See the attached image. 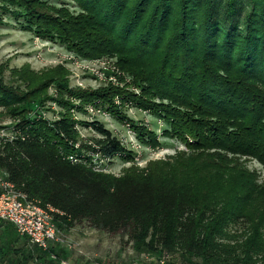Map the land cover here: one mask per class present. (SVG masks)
Segmentation results:
<instances>
[{
	"label": "trees",
	"instance_id": "trees-1",
	"mask_svg": "<svg viewBox=\"0 0 264 264\" xmlns=\"http://www.w3.org/2000/svg\"><path fill=\"white\" fill-rule=\"evenodd\" d=\"M68 1L76 11L43 0H0V24L11 20L78 60L115 58L139 95L73 92L60 68L15 69L12 84L0 76V109L15 120L5 127L11 137L0 138L2 180L39 208H51L61 235L80 224L127 232L131 251L147 264H264V184L253 174L233 165V184L223 170L203 182L166 163L105 174L85 154L99 153L107 164L124 156L112 132L96 120L75 122L68 102L59 103L63 113L53 121L39 112L50 87L60 98L97 100L112 116L115 99L130 102L162 121V136L181 142L187 153L224 152L264 168V0ZM77 126L98 136L93 146L81 144ZM148 130L137 127L136 138L158 148ZM5 228L6 264L66 260L60 249L41 251L25 238V251L15 249L18 239Z\"/></svg>",
	"mask_w": 264,
	"mask_h": 264
},
{
	"label": "rangeland",
	"instance_id": "rangeland-1",
	"mask_svg": "<svg viewBox=\"0 0 264 264\" xmlns=\"http://www.w3.org/2000/svg\"><path fill=\"white\" fill-rule=\"evenodd\" d=\"M43 1L56 7H66L70 12L76 11L68 0ZM240 16L242 17L243 14L241 13ZM11 22V20H4L2 22L4 25L0 24V76L3 77L5 83L12 84L11 71L19 70L22 67H28L34 73L60 68L64 73L66 88L73 92H104L109 88L119 91L127 90L139 95L131 84L132 79L115 66V58L75 59L59 45L41 41L31 34L22 32L10 24ZM64 102H68L72 106L69 113L75 122L98 121L112 132L124 151H127L124 156L113 160L110 164L98 162L101 156L96 154L99 153L85 154L86 158L92 159L91 167H100L102 172L106 171L105 174L119 177L130 168L142 170L150 163H158L164 167L166 163L169 165V169L173 167L175 170L185 171L189 175L191 172L199 175L203 182L214 179L213 177H217L223 170L224 174L232 176L233 184L236 172L233 165H235L236 169L241 168L253 174L254 176H250L255 178L258 184H264V168L254 160L246 157H232L224 152L216 151H209L210 154L197 153L196 155L187 153L181 142L162 136L165 128L162 121L154 120L148 110L137 109L130 102H123L121 105L115 99V104L118 106L116 115L112 116L99 106L97 100H94L93 104H84L70 96L60 98L50 87L46 100L40 104V117L48 122L55 120L58 114L63 113L59 103ZM13 121L15 120H11L0 109V138L11 137L5 131V127ZM136 126L154 131L160 146L154 149L148 144L140 143L136 138ZM77 130L81 144L93 146L92 139H97L98 136L92 131L81 129L78 126ZM76 147L78 146H75V149ZM212 155H219L222 160L214 162ZM175 165L179 167L175 168ZM236 181L240 182V176L236 177ZM58 239L59 241L50 247H56L64 252L66 254L65 262L68 264H147L145 256L137 257L131 251L127 232L108 234L92 230L86 224H80L68 232L62 233Z\"/></svg>",
	"mask_w": 264,
	"mask_h": 264
},
{
	"label": "built area",
	"instance_id": "built-area-1",
	"mask_svg": "<svg viewBox=\"0 0 264 264\" xmlns=\"http://www.w3.org/2000/svg\"><path fill=\"white\" fill-rule=\"evenodd\" d=\"M70 159L74 161L73 158ZM98 162L106 163L102 156ZM94 168L102 172L100 167L93 166ZM51 213H53L51 208L41 209L28 201L24 195L16 192L11 184L4 182L0 175V222L11 226L19 237L25 238L30 246L41 251H47L61 236L54 225ZM50 259L57 262L54 255H50ZM58 264L68 263L59 261Z\"/></svg>",
	"mask_w": 264,
	"mask_h": 264
},
{
	"label": "crops",
	"instance_id": "crops-1",
	"mask_svg": "<svg viewBox=\"0 0 264 264\" xmlns=\"http://www.w3.org/2000/svg\"><path fill=\"white\" fill-rule=\"evenodd\" d=\"M0 224H2L1 226H0V242L1 243H3V241L8 237L7 236V233H6V228H5V225H7V224H5V223H3V222H0ZM7 226H9V225H7ZM13 229V228H12ZM13 231H14V229H13ZM14 234L16 235V238L18 239V242L15 244V249H17V250H21V248L23 249V252L25 251L24 249H25V241L23 240V238L22 237H19L17 234H16V232L14 231ZM20 255V254H19ZM5 258L1 255V251H0V264H6L5 263Z\"/></svg>",
	"mask_w": 264,
	"mask_h": 264
}]
</instances>
